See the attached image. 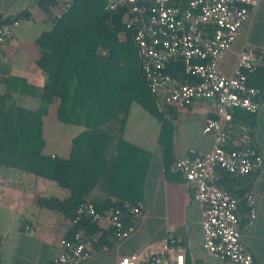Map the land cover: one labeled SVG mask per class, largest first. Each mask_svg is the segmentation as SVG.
Masks as SVG:
<instances>
[{
  "label": "crops",
  "instance_id": "crops-1",
  "mask_svg": "<svg viewBox=\"0 0 264 264\" xmlns=\"http://www.w3.org/2000/svg\"><path fill=\"white\" fill-rule=\"evenodd\" d=\"M40 1L0 0L1 19L27 13L26 18L19 19L13 37L0 46V93H9L18 106L30 110L39 106L31 93H38L45 81L43 72L35 66L40 50L34 42L53 26V21L40 8ZM99 1L106 6L119 0ZM172 2L185 8L189 0ZM263 43L264 0H261L221 60V74L232 75L237 55L243 48L257 49ZM13 78L24 79L27 84ZM1 79L8 82H1ZM57 105L55 102L43 119V151L51 157L66 158L70 154L72 138L81 129L59 123L55 116ZM169 112L165 117L171 125V132L161 139L158 121L139 104L130 106L123 137L150 154L143 197L138 202L143 206V215L135 232L121 241H115L107 233L109 229L105 224L98 225L101 231L88 239L89 255L80 264H117L122 257L141 254L148 245L161 242H167L171 247L182 246L185 264H234L210 256L204 250L200 206L192 197V185L187 184L174 168L175 161L189 153L211 151L213 140L210 135L203 134L202 129L205 121L214 116V101L195 99L189 107H171ZM67 127H73V136L68 139L64 137V128ZM227 128L231 146L249 141L264 162V93L251 120L236 117ZM51 145H55V150L46 151ZM244 180L249 182V188L239 197L241 241L253 255V264H264V164L260 171ZM233 188L238 193L244 188L243 182L233 184ZM68 195L66 189L54 182L0 167V264H50L72 223L57 212L39 207L37 200L42 196L64 199ZM247 195L254 201L251 219L247 216L248 206L244 200ZM104 232L105 244L95 246Z\"/></svg>",
  "mask_w": 264,
  "mask_h": 264
},
{
  "label": "trees",
  "instance_id": "trees-1",
  "mask_svg": "<svg viewBox=\"0 0 264 264\" xmlns=\"http://www.w3.org/2000/svg\"><path fill=\"white\" fill-rule=\"evenodd\" d=\"M55 3V0L39 2L47 18ZM104 8L105 4L99 0H73L71 8L60 19L53 20L51 29L37 37L34 43L40 56L35 66L43 72L45 81L38 93H31L38 100L36 109L20 107L9 93H0V167L41 177L66 189L68 197L42 196L37 205L61 214L71 223L83 202L104 213L123 202L142 200L150 154L123 137L133 103L158 121L161 139L171 132L165 117L171 106L150 94L146 87L132 41L133 31L126 28V9L109 12ZM26 16L22 12L13 18H0V25ZM166 73L177 83L186 80L181 62H170ZM13 80L27 84L24 79ZM1 82L8 81L1 79ZM247 82L258 90L256 101L260 103L264 93V64L248 75ZM55 102H58L56 120L81 129L72 138L66 158L51 157L43 151V119ZM255 115L236 108L228 124L236 117L251 120ZM243 147L257 151L249 141L229 145L233 149ZM217 175L218 184L238 200L239 208V197L249 188V182L244 179L252 174L236 176L218 170ZM237 182L244 185L238 193L233 188ZM75 231H82L90 239L101 228L83 219L71 224L65 239H70ZM105 233L99 236L95 246L105 244ZM107 233L113 237L110 230Z\"/></svg>",
  "mask_w": 264,
  "mask_h": 264
},
{
  "label": "built area",
  "instance_id": "built-area-1",
  "mask_svg": "<svg viewBox=\"0 0 264 264\" xmlns=\"http://www.w3.org/2000/svg\"><path fill=\"white\" fill-rule=\"evenodd\" d=\"M261 0H189L179 8L172 0H119L106 4L109 12L127 8L126 28L133 31L141 73L150 94L175 109L189 107L195 99L214 101V116L205 121L202 132L213 140L211 151L189 153L174 163L186 183L192 185V197L200 206L203 248L234 264H253V255L241 241L238 200L218 184V170L236 176L253 174L263 168V158L253 148H229L226 125L231 112L240 108L256 113L258 90L248 84V75L264 64V43L257 49L243 48L237 55L231 76L219 71L225 53L235 42ZM49 20L60 19L73 0H55ZM20 23L13 19L0 25V46L9 41ZM181 62L186 80L177 83L166 67ZM248 218L254 213V201L247 195ZM140 203L123 202L104 213L83 202L72 224L83 219L105 224L115 241L131 236L142 218ZM88 239L75 231L62 239L50 264H80L87 259ZM185 264L184 248L167 242L148 245L143 253L122 257L117 264Z\"/></svg>",
  "mask_w": 264,
  "mask_h": 264
},
{
  "label": "rangeland",
  "instance_id": "rangeland-1",
  "mask_svg": "<svg viewBox=\"0 0 264 264\" xmlns=\"http://www.w3.org/2000/svg\"><path fill=\"white\" fill-rule=\"evenodd\" d=\"M71 136H73V127H70V128H64V137L66 138V139H68V138H70ZM55 147V145L54 146H48V148L46 149V151H50V150H55V149H53ZM58 147H60V145L58 144ZM60 149H61V147H60Z\"/></svg>",
  "mask_w": 264,
  "mask_h": 264
}]
</instances>
